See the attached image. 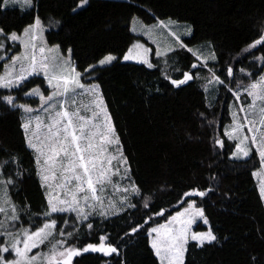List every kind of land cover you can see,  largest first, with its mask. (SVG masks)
<instances>
[{"label":"trees","instance_id":"trees-1","mask_svg":"<svg viewBox=\"0 0 264 264\" xmlns=\"http://www.w3.org/2000/svg\"><path fill=\"white\" fill-rule=\"evenodd\" d=\"M79 4L80 0H33V6L26 10L0 9V28L6 33H22L39 16L47 29V43L58 45L63 53L71 49L73 63L81 73L106 55L118 57L110 65L85 73L83 81L102 85L122 128L133 132L137 147L135 154L129 155L137 179L133 172L132 178L142 195L131 198L134 208L127 206L108 217L93 214L80 222L75 214L53 215L58 230L75 233L72 244L82 248L99 243V237L107 235L118 248V253L108 256L84 253L75 257L73 264H160L147 230L181 210L178 202L192 189L207 192L203 198L192 199L204 209L217 240L203 247L190 242L185 264H264V237L256 228L240 233L250 217L238 210L255 191L256 177L252 173L259 170V157L252 149L249 158L233 159L236 142L224 135L231 121L230 107L238 102L233 92L243 89H237V83L247 85L264 73V64L254 59L264 55V45L244 51L264 31V0H88L82 7ZM136 17L147 24L166 20L187 23L192 34L181 40L186 47L175 48L164 57L154 56L151 68L125 61L124 54L136 41L147 42L132 32ZM196 45H209L216 60L202 65L188 51ZM193 64L197 68L193 69ZM230 66L232 77L227 76ZM209 69L225 83L209 86L206 92L205 85L212 78ZM185 72L194 79L174 86L171 81L183 79ZM37 86L48 91L45 78L40 76L30 78L21 88H0V162L19 158L23 175L14 187L9 186V195L17 205L28 206L27 213H21L25 222L31 216L42 224L45 189L36 172L34 153L26 146L22 111L2 99L12 95L17 104L23 103L25 94ZM203 133L206 137L199 141ZM217 139L223 141V147L215 143ZM131 140L128 138L130 145ZM15 170L10 163L4 169L5 176ZM160 185L163 188L157 196L151 189ZM161 209L166 210L165 215L155 216ZM149 216L153 219L132 234L131 228ZM197 228L208 229L201 225ZM222 232L230 234L225 243Z\"/></svg>","mask_w":264,"mask_h":264},{"label":"snow or ice","instance_id":"snow-or-ice-1","mask_svg":"<svg viewBox=\"0 0 264 264\" xmlns=\"http://www.w3.org/2000/svg\"><path fill=\"white\" fill-rule=\"evenodd\" d=\"M32 2L33 0H0V9H7L9 5L29 8ZM87 3L88 0H80L78 7ZM43 31V22L39 16L22 33H6L0 28V50H5L9 42H19L24 49L19 55H13L11 62L4 65L5 71L0 74V88H21L29 77L43 74L51 89L47 96L39 86L26 93L40 99V114H34L36 110L26 104H17L12 95L2 98L8 105L22 109L27 114L21 128L27 148L34 153L36 172L41 186L45 189L46 211L43 212L42 224L36 223L30 216L27 221L29 227H24L23 224L17 227L16 222L21 220L22 212L27 213L28 206L17 205L8 189L9 186H15L23 172L20 170L18 157L13 156L0 162V215H3V219H0V264H73L75 257L88 252L102 253L105 256L118 253V248L109 242L107 235H101L99 243H88L82 248L72 244L70 241L75 233L58 230L57 219L53 218V214L74 213L80 221L89 220L93 214L107 217L122 211L125 205L134 208L135 205L129 201L133 196L142 195L141 187L130 175L128 158L124 155L123 146L100 93V85L82 82L84 74L90 70L85 69L84 73L77 71L71 61V49L68 50L67 58L59 53L58 45L52 48L41 46L37 50L35 41L37 35ZM190 33L191 28L185 34ZM169 34L175 37L181 48L186 47L179 35L175 32ZM261 45H264V31L244 51L257 49ZM149 51L142 44H134L124 54L123 59H138L151 68L153 65L147 58ZM173 51L172 47L157 49L156 55L167 56ZM188 51L191 52L192 49ZM2 59L4 57L0 56V60ZM117 59V56L109 54L99 60V65H108ZM209 59L216 60L214 52L204 58V66H207ZM254 59L264 64V55ZM90 67L94 68L95 65ZM191 67L195 69L197 65L193 64ZM209 71L212 72V69ZM233 74V68L228 67L227 76L232 77ZM192 79L194 77L185 72L183 79H174L171 83L179 87ZM224 83V80L212 72L205 91H209V86ZM240 88H243L250 103H241L232 112L233 123L230 130L226 128L224 135L229 140L236 141L233 158L247 159L253 147L255 148L259 157V170L252 175L259 180L260 198L264 200V73L250 80L247 85L237 83V89ZM84 95L90 98L89 103L77 106L76 97ZM233 95L236 101L241 100L239 90L233 92ZM240 113H243V117H240ZM215 143L223 147L220 139ZM10 163L16 166V170L5 176L4 169ZM113 177L119 179L114 181ZM121 181H127V185L121 187ZM109 187L111 193H108ZM116 194H119L118 201L114 199ZM206 194V191L198 189L183 193L178 202L181 210L168 217L166 223L157 224L147 230L151 248L160 264H185V253L190 241L203 247L205 243L217 240L211 228L205 232L192 230L198 220L202 219L205 225L208 224L204 209L198 207L196 200L192 199L197 196L203 198ZM144 207H148L147 199ZM165 212V209H161L155 216L162 217ZM152 219L149 216L142 224L132 227L131 233L139 232ZM63 222L67 224L66 220ZM87 227L91 229L93 225L89 223ZM42 246L47 251H42ZM252 259L255 261L256 257Z\"/></svg>","mask_w":264,"mask_h":264},{"label":"rangeland","instance_id":"rangeland-1","mask_svg":"<svg viewBox=\"0 0 264 264\" xmlns=\"http://www.w3.org/2000/svg\"><path fill=\"white\" fill-rule=\"evenodd\" d=\"M32 6H33V2H32ZM10 7H18V8H21L23 10L31 8V7L23 8L21 5H16V6L9 5L8 8H10ZM161 22L162 21H159V23L147 24L142 19H140L138 17L134 18V20L132 21V32L136 36L145 38L147 40V42H144L142 40H138L134 44H142V45H144L145 48H148L150 50L149 53H148V57H147L150 63H153V57L154 56L155 57H164V56H157L156 55L157 49L164 50V49H166L168 47H172L175 50V48L180 47L179 44L176 43L175 37L169 34L170 32H175L177 35L180 36L181 40H183L185 37L190 36L192 34V28H191L190 24L181 23V22H177V21H173V20H168V21L166 20V21L163 22V25H162ZM189 28H191V33L186 35L185 33L187 32V30ZM46 32H47V29L44 26V31L37 35V39L35 41V43L37 44V50L41 46H46L47 48H52L53 46H57V45H49L47 43ZM190 49H192V52L195 53L196 55H198V57H200L199 60L201 61L202 65H204V58L208 57L211 53H213V51H212V49L210 48L209 45H196V46H194V47H192ZM23 51H24V49H23L22 45L19 44V42H16L14 44L9 42L7 44V46H6V49L5 50H1V53H0V56L4 57V59L0 60V74H3V72L5 71L4 65L11 62V57L13 55H19ZM59 53L61 55H63L65 58H67V56H68V51H67V53H63L62 50L60 49V47H59ZM70 55H71L72 64L74 65L73 59H72V53ZM130 61H135V62H138V63H142L138 59H133V60H130ZM211 62H213V60H210V59L207 60V64L211 63ZM143 64H145V63H143ZM108 65H110V64H108ZM145 65H147V64H145ZM102 66H106V65H99V63H98V64H95L94 68L102 67ZM18 67H19V65H17V68ZM94 68L89 67V70H92ZM34 76H36V77L40 76V77L45 78L43 76V74L34 75ZM34 76L29 77L28 80L30 78L34 77ZM82 82L85 83L83 81V79H82ZM92 84H99L100 85V93L102 94V96L104 98V101H105V104L107 106L108 112H109V114H110V116L112 118V123H113V125L115 127L116 134L119 136L120 142H121V144L123 146L124 155L128 158L129 167L131 169V172H130L131 174L130 175L133 177V175H132V172H133V174H134V176L136 178V174L134 172V166H133V163L131 161L132 159H130L131 156L129 155V154H132V153L135 154L134 151L136 150V147H137L136 142L134 141L135 137L133 135V132L131 133V131L129 129L122 128V126H121L122 124L119 121L118 116L115 113L116 111H115L114 107L110 104L109 99H108V97L106 95V92L103 89L102 85L100 83H92ZM46 86L48 88V91H46L45 88L39 86L41 91L43 92V94L45 96H47L50 93V91H51V89L48 87L47 80H46ZM30 91H28V92H30ZM240 92H241V100L236 102V103H233L231 105V107H230V110H231L230 111V113H231V121H230V123L228 125L229 130H230V126L233 123L232 112L237 110V107H238L239 104H241V103H250L249 99H246L245 97H242V95L245 94L243 92V89ZM24 98H25V102L18 103V104H26L29 107H31L34 110H36V112L34 114H40L39 113V109L41 108L40 99L38 97H32V96H28L26 94H25ZM76 99H77V106H81V105H84V104H88L90 98L87 95H84V96H77ZM21 111H22V117H23V122H24V119L27 118V114H25L22 109H21ZM82 114L90 115V113H83V112H82ZM239 115H240V117H243V113H240ZM137 129H138V132L141 135H143V137H144V134H142L141 128L139 126H137ZM244 131L247 134V128H245ZM169 133L172 134V131L170 130ZM205 137H206V135L204 133L201 134L199 136V141H203L205 139ZM128 138H129V140L132 139L131 140V145L128 144ZM253 149H255V148L253 147ZM233 159H235V160H244V159H237V158H233ZM118 179H119L118 177H113L114 181H117ZM120 184H121V187H124V186L127 185V181H121ZM162 188L163 187H161V185H160L159 189L152 188L151 190L157 196H159ZM111 192H112V190L109 187L108 193H111ZM8 193H9V190H8ZM114 199H116L118 201L119 200V194H116L114 196ZM129 203H130V201H129ZM126 207H127V205L124 206V209ZM238 210H239V212H243V213L247 214L250 217L247 227L242 229V230H240V233H243V232H245L246 230H248L250 228H256L260 232V234L264 237V200H262L260 198L259 180H258L257 177H256L255 191L250 195L249 200L245 204H243ZM56 214H61V213H56ZM56 214H53V215H56ZM65 214H74V213H65ZM111 215L112 214H109L108 216H111ZM205 218H207V220H208V217H207L206 213H205ZM0 219H3V215H0ZM80 222H85V221H80ZM16 224H17V227H19L21 224H23L24 227H29L30 226V224L25 222L22 218H21L20 221H17ZM57 225H58V221H57ZM199 225L207 226L208 229H209V221H208V224L205 225L203 223L202 219L198 220L197 224H194L193 227H192L193 231H197V232L208 231V229L207 230H199L197 228V226H199ZM228 234L229 233H226V232H222V234H221V236L223 237L224 243L226 242V239L230 237V234H229V236H227ZM237 234H239V233H236L235 235L232 234L231 236L235 237ZM190 242H193V241H190ZM41 250L42 251H47V248L42 246ZM33 251L35 252L36 250H33Z\"/></svg>","mask_w":264,"mask_h":264},{"label":"crops","instance_id":"crops-1","mask_svg":"<svg viewBox=\"0 0 264 264\" xmlns=\"http://www.w3.org/2000/svg\"><path fill=\"white\" fill-rule=\"evenodd\" d=\"M156 23H159V21H158V22H156ZM195 56H196V57H198V55H196V54H195Z\"/></svg>","mask_w":264,"mask_h":264},{"label":"water","instance_id":"water-1","mask_svg":"<svg viewBox=\"0 0 264 264\" xmlns=\"http://www.w3.org/2000/svg\"><path fill=\"white\" fill-rule=\"evenodd\" d=\"M190 81H192V80H189L187 83H189ZM184 85V84H183Z\"/></svg>","mask_w":264,"mask_h":264}]
</instances>
